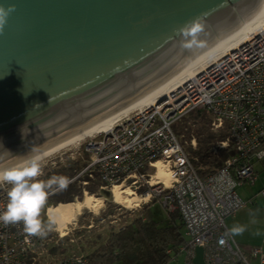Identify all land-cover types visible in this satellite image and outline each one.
<instances>
[{
	"label": "water",
	"instance_id": "1",
	"mask_svg": "<svg viewBox=\"0 0 264 264\" xmlns=\"http://www.w3.org/2000/svg\"><path fill=\"white\" fill-rule=\"evenodd\" d=\"M0 168L147 94L255 17L264 0H0ZM201 17L207 47H181ZM50 99V101H49ZM193 264H204L195 248Z\"/></svg>",
	"mask_w": 264,
	"mask_h": 264
},
{
	"label": "built area",
	"instance_id": "2",
	"mask_svg": "<svg viewBox=\"0 0 264 264\" xmlns=\"http://www.w3.org/2000/svg\"><path fill=\"white\" fill-rule=\"evenodd\" d=\"M195 111L209 114L212 132L226 124L228 138L216 147L231 145L234 150L216 172L205 176L198 175L204 169L173 131ZM81 146L88 158L72 183L84 187L96 180L101 190L126 187L133 195L143 189L134 206L154 199L167 214L179 216L185 238L179 251L185 254V264H193L197 247L204 264H251L254 259L264 264L260 249L244 252L231 236H224L226 218L244 206L236 189L255 182L253 163L264 159V30L208 62L158 105L122 116L109 131L93 135ZM157 164L169 175L167 186L157 180L151 185ZM7 190L0 185V211ZM260 194L264 196V188ZM47 254L46 236L26 234L22 223L0 222V264H48ZM57 264L90 262L82 255H69Z\"/></svg>",
	"mask_w": 264,
	"mask_h": 264
},
{
	"label": "trees",
	"instance_id": "3",
	"mask_svg": "<svg viewBox=\"0 0 264 264\" xmlns=\"http://www.w3.org/2000/svg\"><path fill=\"white\" fill-rule=\"evenodd\" d=\"M201 113L195 111L190 113L189 117L186 116L191 119L196 130V147H189L188 152L197 160L196 164L204 169L199 171L198 175L205 176L216 172L223 162L234 154V150L231 145L223 150L216 147L228 138V127L224 124L219 131L212 132L210 119ZM180 132L174 131L177 136ZM69 171L70 174L61 175L71 178L74 169ZM86 191L90 195L93 194L91 189ZM49 198L54 206L71 204L75 202V198H78L77 202L82 199V191L74 182L67 190L55 192ZM166 216L164 221H156L149 212V206H145L127 226L111 233L104 244L86 257L87 260L90 264H171L173 256H176L185 244V238L179 216L176 213ZM50 252H54V249Z\"/></svg>",
	"mask_w": 264,
	"mask_h": 264
},
{
	"label": "rangeland",
	"instance_id": "4",
	"mask_svg": "<svg viewBox=\"0 0 264 264\" xmlns=\"http://www.w3.org/2000/svg\"><path fill=\"white\" fill-rule=\"evenodd\" d=\"M201 114L210 119L209 114L206 112H202ZM188 117H186L184 121L180 120L173 126L174 131H181L178 138L187 152L189 147L192 149L196 147L194 139L196 137V130L191 119ZM84 142L68 147L47 158L42 178L47 179L54 174L68 175L70 174L69 169H74L71 180L76 178L78 173L83 169L88 158L87 155L82 152L81 145ZM151 172H153V170L150 171V173ZM75 184L77 188L81 189L82 197L84 194H87L101 201V203L96 204L92 209L84 208L79 213L73 210L70 218L61 229L55 227L48 232L46 235L48 257L45 259L48 264H57L59 260L69 255H82L87 257L93 250L104 244L111 233L127 226L137 217L140 210L147 205L149 206V212L156 221H164L167 218L165 210L161 207L160 203L154 199H151L145 204L140 203L139 206H134L135 204L133 205L132 203L128 207L126 204L119 205L115 203L111 191L109 189L101 190L99 188L100 184L96 180L91 181L84 187L80 182H75ZM145 187L146 190L147 186ZM89 189L93 191V194L90 195L87 193L86 190ZM135 195V198L139 199V196H143V189L137 191ZM77 200L78 198H75L74 203H76ZM54 205L51 199L48 198L47 205L42 213L45 218L47 217L45 214L46 209ZM51 249H54V252H50ZM171 264H185V254L179 252L176 256H173Z\"/></svg>",
	"mask_w": 264,
	"mask_h": 264
},
{
	"label": "clouds",
	"instance_id": "5",
	"mask_svg": "<svg viewBox=\"0 0 264 264\" xmlns=\"http://www.w3.org/2000/svg\"><path fill=\"white\" fill-rule=\"evenodd\" d=\"M13 11L15 5L5 7L0 4V32ZM204 30L201 17L187 21L178 29L182 37L181 47L188 50L205 49L207 42L202 38ZM45 161L44 154L33 153L11 167L0 168V185L8 188L7 202L3 211H0V222L6 225L22 223L24 232L36 237L46 236L57 226V219L53 214L49 213L46 218L42 215L49 196L54 192L67 190L72 183L71 178L64 175H52L43 179ZM245 230V225L235 224L226 230L224 236H238Z\"/></svg>",
	"mask_w": 264,
	"mask_h": 264
},
{
	"label": "bare ground",
	"instance_id": "6",
	"mask_svg": "<svg viewBox=\"0 0 264 264\" xmlns=\"http://www.w3.org/2000/svg\"><path fill=\"white\" fill-rule=\"evenodd\" d=\"M264 30V7L260 12L253 17L251 20L246 22L244 25L236 29L234 32L229 34L227 37L222 39L220 42L215 44L213 47L208 49L206 52L201 54L199 57L194 59L192 62L187 64L185 67L180 69L178 72L173 74L171 77L166 79L160 85L152 89L147 94L133 100L129 104L121 107L120 109L110 113L109 115L96 120L92 124L77 131L65 139L52 143L51 145L35 152L44 154L46 159L50 156L77 144H80L87 139L91 138L93 135L107 132L113 127L114 123L135 110L141 109L143 107H154L167 98L168 93L180 88L185 82L192 79L196 74L200 73L205 69V65L210 61H217L219 58L227 55L229 52L235 50L241 44L247 42L251 36L257 34L259 31ZM33 154V153H32ZM31 155V154H30ZM26 157V156H25ZM5 165L1 168L11 167L19 163L23 158ZM156 171L153 172L151 185L155 184V181L163 182L165 186L168 185L169 175L160 165H156ZM112 197L115 203L122 205L126 204L128 207L130 204L138 201L133 197V193L125 188L115 187L112 192ZM92 196L84 194L79 202L71 204H58L56 206L48 207L46 209V216L51 213L57 219V229H61L65 222L68 221L72 211L79 213L82 209H92L96 204H100ZM134 205V204H133Z\"/></svg>",
	"mask_w": 264,
	"mask_h": 264
},
{
	"label": "crops",
	"instance_id": "7",
	"mask_svg": "<svg viewBox=\"0 0 264 264\" xmlns=\"http://www.w3.org/2000/svg\"><path fill=\"white\" fill-rule=\"evenodd\" d=\"M257 179L253 184H243L236 189L238 197L244 206L232 216L226 218L227 229L235 224L246 226L243 234L231 236L234 243L244 252L254 248L264 254V196L260 194L264 188V159L253 163ZM251 264H260L257 259Z\"/></svg>",
	"mask_w": 264,
	"mask_h": 264
}]
</instances>
